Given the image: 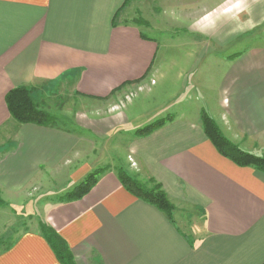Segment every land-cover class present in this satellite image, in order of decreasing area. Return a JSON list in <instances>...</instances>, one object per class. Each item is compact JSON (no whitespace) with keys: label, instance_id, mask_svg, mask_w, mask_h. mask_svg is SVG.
Returning <instances> with one entry per match:
<instances>
[{"label":"crops","instance_id":"crops-1","mask_svg":"<svg viewBox=\"0 0 264 264\" xmlns=\"http://www.w3.org/2000/svg\"><path fill=\"white\" fill-rule=\"evenodd\" d=\"M18 87L69 89L106 108L137 97L110 127L133 124L126 133L159 109L173 116L129 141L124 170L162 185L174 222L111 169L83 199L41 208L0 264H61L41 222L75 264H264V172L222 156L201 120L205 112L231 143L264 156V0H0V190L15 204L41 173L72 190L98 168L87 138L12 119L6 98ZM109 121L95 132L104 135Z\"/></svg>","mask_w":264,"mask_h":264},{"label":"rangeland","instance_id":"rangeland-1","mask_svg":"<svg viewBox=\"0 0 264 264\" xmlns=\"http://www.w3.org/2000/svg\"><path fill=\"white\" fill-rule=\"evenodd\" d=\"M120 18L121 16H119L118 20ZM141 29L151 38H161L160 34L151 33L143 25ZM179 37L177 36L174 39L178 42L179 39L185 41L189 38L188 36ZM176 91V88H173L167 94H161L158 97L142 101L138 106V110H147L149 107L158 104V102L167 101L171 95H175ZM37 96L40 98V104L45 107L50 115L54 116L56 129L88 139L86 144L89 151H93L89 160L97 163V169H105V171L114 169L116 172L122 170L126 173L124 169L127 166V162L131 163V159L127 156V147L129 141L134 138V132L126 133V131L132 129L133 124H129L123 129L110 127L113 126L112 122L115 115L125 112L123 110L125 103L127 104L128 100H132L133 103L137 97L134 99L130 95L128 98L120 100L118 106L106 108L107 106H102L96 101L83 100L77 97L69 89L66 91L57 89L49 93L47 91H39V94L35 95L38 99ZM165 117H167L165 111L159 109L146 116L145 119L148 120V123H151ZM103 119H110L108 122L110 124L104 128V135L101 136V134L95 132V129L100 126L99 124L103 122ZM107 129L111 131L113 129L114 132H106ZM52 175V173L50 175L41 173L37 179L23 189L22 194L19 191V198H16V204L14 202L15 199H11L7 193H3L0 190V253L10 247L20 233L32 229L33 225L41 219L39 214L41 208H45L47 203L63 201L67 193L72 192L73 189L68 190L65 188L68 182L67 179L61 181H59L60 179L53 180L54 175ZM62 175L64 176V174ZM32 185L36 186L30 189ZM21 202L23 204H20Z\"/></svg>","mask_w":264,"mask_h":264},{"label":"trees","instance_id":"trees-1","mask_svg":"<svg viewBox=\"0 0 264 264\" xmlns=\"http://www.w3.org/2000/svg\"><path fill=\"white\" fill-rule=\"evenodd\" d=\"M7 107L12 119L21 125H37L41 127L55 128L56 121L45 107L35 99V89L28 87H18L12 90L6 98ZM173 120V116H167L157 120L145 127L137 129L134 137L143 138L159 130ZM204 133L224 157L230 159L241 167H251L264 172V156L259 157L246 153L236 145L227 140L220 131L217 124L205 112L201 115ZM105 169H97L90 173L72 192L67 193L62 202H75L83 199L98 183L99 178ZM118 177L125 189L136 199L150 204L161 211L167 218L174 222V206L169 201L161 184L154 179L142 182L131 178L124 171L117 172ZM42 235L47 240L55 252L61 264H75L74 256L67 243L45 223H40Z\"/></svg>","mask_w":264,"mask_h":264},{"label":"built area","instance_id":"built-area-1","mask_svg":"<svg viewBox=\"0 0 264 264\" xmlns=\"http://www.w3.org/2000/svg\"><path fill=\"white\" fill-rule=\"evenodd\" d=\"M132 161V160H131ZM134 165V164H133Z\"/></svg>","mask_w":264,"mask_h":264}]
</instances>
